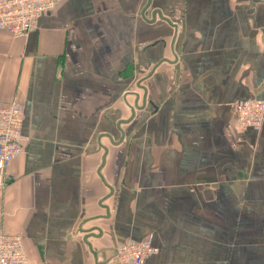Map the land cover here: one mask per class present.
Listing matches in <instances>:
<instances>
[{"label":"crops","instance_id":"0c3cea01","mask_svg":"<svg viewBox=\"0 0 264 264\" xmlns=\"http://www.w3.org/2000/svg\"><path fill=\"white\" fill-rule=\"evenodd\" d=\"M24 111L0 230L30 264H264V0H63L0 31V102Z\"/></svg>","mask_w":264,"mask_h":264},{"label":"built area","instance_id":"2783aa9c","mask_svg":"<svg viewBox=\"0 0 264 264\" xmlns=\"http://www.w3.org/2000/svg\"><path fill=\"white\" fill-rule=\"evenodd\" d=\"M63 0H0V31L26 38L40 18L55 10ZM239 129L261 131L264 127V102H240L235 106ZM23 107L17 100L0 102V193L7 184V170L24 153L27 139L22 134ZM157 250L149 242H129L116 249L117 264H149ZM0 264H30L24 242L0 230Z\"/></svg>","mask_w":264,"mask_h":264}]
</instances>
